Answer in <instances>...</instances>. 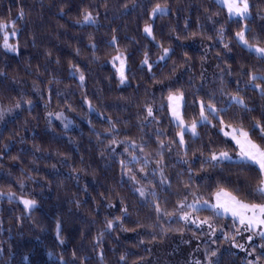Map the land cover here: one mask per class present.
I'll return each instance as SVG.
<instances>
[{"label": "trees", "instance_id": "trees-1", "mask_svg": "<svg viewBox=\"0 0 264 264\" xmlns=\"http://www.w3.org/2000/svg\"><path fill=\"white\" fill-rule=\"evenodd\" d=\"M158 4L167 11L151 18ZM86 12L94 22H83ZM0 22V114L12 110L0 115V264H147L150 245L181 233L168 218L182 201L223 188L264 203L256 165L209 160L235 149L222 123L264 147L254 126L264 127V57L236 39L245 24L248 43L264 47V0H249L244 19L215 0H0ZM5 31H15L17 51L3 47ZM172 92L183 96L185 121L201 103L210 119L183 143L168 113ZM56 110L74 126L47 121ZM193 213L232 239L240 228L209 208ZM221 234L212 264H248L231 243L220 248Z\"/></svg>", "mask_w": 264, "mask_h": 264}, {"label": "rangeland", "instance_id": "rangeland-1", "mask_svg": "<svg viewBox=\"0 0 264 264\" xmlns=\"http://www.w3.org/2000/svg\"><path fill=\"white\" fill-rule=\"evenodd\" d=\"M218 4L222 5L225 7L227 14L230 17H237V18H247L249 16V12L245 17H240V16H235V15H230L227 9V6L223 2V0H215ZM162 11H158L156 13H164L167 11V7L162 6ZM155 13V14H156ZM153 13H151V18L153 17ZM150 25V24H147ZM145 25L143 28V32L148 36L152 37V32L151 35H149L147 32H145ZM151 26V25H150ZM245 31V24H243V28L240 31ZM8 35V42H10V38L14 37L15 35H11L12 32L7 31ZM236 39L239 43H241L244 47H246L248 50H250L252 53L256 54L257 56L264 57V55L258 53L255 49L257 47H262L256 44H250L254 47L249 48L247 45H245L242 41L239 40V38L236 35ZM13 45V44H12ZM8 50V49H7ZM165 54V53H164ZM166 55V54H165ZM118 56V55H116ZM115 56V57H116ZM121 57V56H120ZM123 59V57H121ZM124 60V59H123ZM113 66L116 71L117 77L121 80L120 77V72L119 69L121 67L120 60H114L113 61ZM124 75H125V63H124ZM126 77V75H125ZM170 94H175V95H180L181 93L177 92H172ZM167 95V106H168V113L170 116L171 122L177 126V138L180 140V133L188 131L192 134V132L189 130L190 125L193 121H196L197 123L202 122L201 120V112L200 115L197 119L193 121H185L182 117V105H183V99L179 102V108L178 111L180 113V116L183 119V126L180 124V121L177 120L175 117L172 115V109L169 107L170 101L168 99L169 95ZM3 111H6L5 113ZM209 112H212L208 108ZM2 116L7 117L10 115L12 112L11 109L4 110L1 109ZM204 115L207 117L206 120L210 119L208 118L206 112H204ZM46 119L47 121H55L59 125L63 126L64 128H71L74 126L73 120L64 113V111L56 110V111H48L46 113ZM203 120V121H206ZM228 124L222 123L219 127V129L222 131L224 134L225 131L231 132V128L226 127ZM240 127V126H238ZM196 131V129H195ZM225 136V135H224ZM228 139H230L234 146L235 149L233 151H226L228 152L229 156L231 159L229 161H242L239 158V152L240 148L236 144V142L231 138V136H225ZM220 152H217L215 154H219ZM212 156V155H211ZM211 156L209 157V160L211 159ZM213 161V160H212ZM257 166V165H256ZM258 167V166H257ZM264 179V175H263ZM21 198L20 201L22 202ZM207 201L208 205L215 204L216 203V198L215 195L213 196L212 199L209 200H202V201H182L180 203V208L181 210L175 215V216H170L168 220L170 221H179L182 224V231L176 236L169 235L165 238V240L159 244H155L154 246L150 245L148 248L150 250V259L147 260V264H212V261L215 259V256L219 250L218 248V238L220 237L219 235L222 233L219 227L214 223L213 219L209 217V215H203L202 217H198L193 213V209H200V208H209L211 209L208 205H205L203 202ZM189 204H195V208H189L187 205ZM186 208H189V210H186ZM211 211H213L211 209ZM187 212L190 213L191 215V220L196 221V223L192 222H186L185 220L181 219L182 215ZM214 212V211H213ZM215 213V212H214ZM220 215H223L225 217H229L233 220V222H237L234 220V218L228 214V213H223L221 212ZM205 218L208 219L207 224H200L199 227H197V224L204 220ZM238 223V222H237ZM239 224V223H238ZM256 232L261 231L260 228L255 229ZM252 236V239L249 240L248 237ZM221 236L224 238V240L227 241V243H223L220 248L224 249L229 243H231V247L237 252H239L243 257L244 260L250 264H264V262L261 261L260 255H263L261 257H264V247H261V245H264V237H261L260 235H253L252 232L245 231L243 226L240 225L239 228V234L237 232L235 233L234 238L228 237L226 233H222ZM223 240V241H224ZM236 245H243V248L237 247ZM254 250V251H253ZM215 252L216 254L213 256L212 253Z\"/></svg>", "mask_w": 264, "mask_h": 264}, {"label": "snow or ice", "instance_id": "snow-or-ice-1", "mask_svg": "<svg viewBox=\"0 0 264 264\" xmlns=\"http://www.w3.org/2000/svg\"><path fill=\"white\" fill-rule=\"evenodd\" d=\"M225 5L227 6L228 12L230 15L245 17L249 12V0H223ZM161 5H156L155 8H153L152 13L155 15L156 12L162 11ZM23 13H21L22 15ZM83 22H94V18L90 12H86L83 15ZM8 27V24L5 22H0V30H6ZM145 32H147L149 35H151V26L147 25L145 27ZM15 31L11 33V35H15ZM8 33L5 31L4 35V41H3V47L8 49L9 51H17L16 46L12 45L8 42ZM237 37L240 41H242L245 45H247L249 48H252L254 46L249 45L248 40L245 38V32L242 30L238 32ZM227 47V45H225ZM258 53L264 55V47H257L255 49ZM169 49L165 48L164 52L167 54ZM163 59V57H161ZM114 60H120L121 67L119 69L120 77H121V83H124L126 80V77L124 75V63L125 61L121 59L120 56L114 57ZM143 63H147V60H145ZM253 80L256 79L255 76L252 77ZM80 80H84L83 74L80 75ZM256 87H260V85H256ZM170 104L169 107L172 109V115L177 120L180 121V124L183 126V119L180 116V113L178 111L179 108V102L183 99L182 94L175 95L170 94L168 97ZM233 99H237L236 97H233ZM238 103H243L242 100H237ZM30 103V102H29ZM19 107V104L16 105ZM207 107L212 111L215 112L216 109L213 105L209 104ZM204 109L205 105L201 103V120H206L207 117L204 115ZM149 115L152 114V109H148ZM2 115V114H0ZM196 125L197 122L193 121L190 125V131L193 135H196ZM255 127H258L261 134L264 135V127L260 126L259 123L254 125ZM226 127L231 128V132L225 131V136H231V138L236 142V144L240 148L239 152V158L242 161L245 162H251L254 165H257L259 168V171L262 175H264V147H262L259 144H256L249 136V132L246 131L243 127L233 126V125H227ZM180 143H183V132L180 133ZM211 159L213 161H221V160H230L231 157L229 156L228 152L221 151L218 155L213 154L211 156ZM256 191L264 195V179H261L260 183L258 184ZM141 196L144 195V192H140ZM216 203L208 205V202H203L205 205H208L216 215H220L221 212L230 214L235 221L239 223V225L243 226L245 231L252 232L253 235H260L261 237H264V203H247L241 199H239L236 195H233L231 192H228L227 190L220 188L215 193ZM22 203L24 204L26 209H30L35 207L36 201L33 199H22ZM189 208H195V204H189L187 205ZM157 210L159 211V208L157 207ZM119 219V217H117ZM181 219L185 220L186 222H192L196 223V221L191 220L190 213L185 212ZM208 219L205 218L204 220L200 221L197 224V227L200 226V224H207ZM112 222L109 221L108 227L111 228ZM57 228H59V225H57ZM260 228L261 231L256 232L255 229ZM237 234H239V229H237ZM59 236V233H58ZM249 240L252 239V236L250 235L248 237ZM61 243H63V240H61ZM237 247L243 248V245H236ZM261 247H264V245H261ZM254 251V250H253ZM216 253L213 252L212 255L214 256ZM121 259H124V257H121ZM251 264V262H250Z\"/></svg>", "mask_w": 264, "mask_h": 264}]
</instances>
